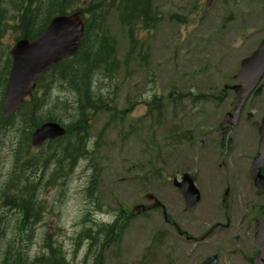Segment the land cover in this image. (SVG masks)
Masks as SVG:
<instances>
[{
    "label": "rangeland",
    "instance_id": "374dc122",
    "mask_svg": "<svg viewBox=\"0 0 264 264\" xmlns=\"http://www.w3.org/2000/svg\"><path fill=\"white\" fill-rule=\"evenodd\" d=\"M154 5L162 13L163 20L154 30L139 34L142 43L136 44L130 54L128 35L117 14L112 12L107 19L108 33L117 43L119 68L113 79L99 76L95 87L101 88L105 95L114 94L112 104L117 113L112 117L109 109L94 111L90 137L85 139L89 143V156L74 164L68 160L59 164L65 151L56 148L61 144L55 142L46 145L39 154L41 158H48L50 163L47 165L49 169L42 170L35 180L38 184L34 197L38 205L34 207L39 213L28 219L33 224L39 222L40 226L38 240L29 248L32 256L40 254L43 241L53 236L65 241L69 259H77V264H94L92 254L82 252L77 258L72 253L82 240L81 230L93 225V216L103 220L113 216L110 211H106L109 215L99 213V208L120 212L143 202L142 196L146 192H154L166 202L181 227L194 235L202 234L206 224L210 223L207 228L212 227L230 213L224 208L205 212L200 207L197 212L182 216L181 196L167 177L188 168L201 170L198 166L209 158L205 152L201 153L177 138L190 129L217 126L230 110L234 94L226 86L236 83L233 77L238 73L241 61L264 39V0H154ZM175 16L187 21L180 23ZM15 34L13 29L6 31L2 38L3 50L14 43ZM5 58L0 52V76L7 65ZM55 93L65 97L62 100L71 96L69 92L57 89ZM2 99L0 90V102ZM156 103L158 106L163 103L160 117ZM152 105L154 109H150ZM47 113L66 123L72 120L59 103ZM249 113L252 114L250 119L247 118ZM263 114L264 91L253 105L245 106L234 133L238 146L233 151V160L238 164L236 173L240 177L234 179L238 214L234 211L237 215L232 219L242 217L243 205L246 214L250 213L247 226L255 217L258 204L264 203V198L260 199L262 197L257 195L248 173H245L258 143ZM17 119L20 122V117ZM28 128L26 126L25 130ZM4 139L0 141L1 186L9 180L18 146L13 148L18 140L21 141V134L12 128ZM33 151L37 154V150ZM24 152L20 151L22 157ZM62 166L72 170L64 184L63 179L58 180L60 169L57 174L52 173L56 167ZM37 174L32 173L29 179L34 180ZM202 189L208 201H219L215 186L209 191L206 187ZM2 198L0 190V204ZM0 213L8 219V229L12 231L18 216L20 220L23 218L13 209L0 208ZM162 224L158 212L136 218L135 232L129 237L131 244L158 245L154 235ZM247 226L236 221L230 229L216 228L208 242L199 245L198 256L203 259L209 253L223 249L219 252L227 260L225 264H248V258L253 254V241ZM94 237L92 243L89 240L86 245L98 246L97 255L101 251L109 254L111 235L99 230ZM181 241L183 246L189 244L184 238ZM225 241L229 245H222ZM235 248L236 251H232ZM106 264H113L111 255Z\"/></svg>",
    "mask_w": 264,
    "mask_h": 264
},
{
    "label": "trees",
    "instance_id": "16d2710c",
    "mask_svg": "<svg viewBox=\"0 0 264 264\" xmlns=\"http://www.w3.org/2000/svg\"><path fill=\"white\" fill-rule=\"evenodd\" d=\"M70 11H80L85 21V34L76 55L48 71L38 83V89L32 99L25 102L9 119H4L0 112L1 132L10 125L19 126V130L21 129V141L15 153L18 160L11 182L3 190V203L26 209V217H29L34 208L32 199L34 189L29 186L31 181L24 186L20 183L22 180L18 175L22 169L19 168V161L22 166L30 167L42 156L39 155L41 150L36 154L29 146L25 127L37 126L36 121L45 115L46 105L52 108L54 103H59L65 110H69L74 117L73 125L68 127L66 137L57 142L61 145L56 148H63L65 151V156L58 161L59 164L65 160L74 164L86 151L85 139L92 114L96 109L110 108L114 102V94H108L109 96L106 97L103 93L96 92L93 87L99 76L113 79L119 68V60L116 56L117 43L107 30L109 15L115 12L119 23L129 30L132 37L129 54L137 41V33L141 29L155 28L161 21L153 0H0V49L7 29H13L16 38L25 37L32 40L43 32L52 17ZM2 54L5 52L2 51ZM6 56L7 66L3 81H6L11 63L8 53ZM54 83L63 84L64 89H68L71 96L63 101L57 98L54 102L55 100H52ZM17 117H20V123L14 120ZM48 117L54 119L53 116ZM20 151H25L24 157L21 156ZM43 163H47L45 158ZM53 183L56 184L55 181Z\"/></svg>",
    "mask_w": 264,
    "mask_h": 264
},
{
    "label": "water",
    "instance_id": "95a60500",
    "mask_svg": "<svg viewBox=\"0 0 264 264\" xmlns=\"http://www.w3.org/2000/svg\"><path fill=\"white\" fill-rule=\"evenodd\" d=\"M84 32V24L78 13L71 16L54 18L41 37L33 42L23 39L12 50L14 58L10 71V78L4 99V113L8 116L18 107L24 98L35 87L37 77L50 65L63 58L75 54ZM264 74V40L258 49L248 58L243 60L242 67L237 76L241 81L235 87L238 105L235 108L236 116L241 105L256 87ZM262 85L256 90L254 99L261 93ZM65 133V129L58 123H47L38 128L32 135L33 145H42L48 138H56ZM261 155L256 159L258 167L264 160V119L261 127ZM256 182L264 190V179L260 177L258 169H253ZM178 186L184 193L187 204L192 207L198 199V191L192 179L186 175ZM264 250L257 256L256 264L262 263Z\"/></svg>",
    "mask_w": 264,
    "mask_h": 264
},
{
    "label": "flooded vegetation",
    "instance_id": "af4514ba",
    "mask_svg": "<svg viewBox=\"0 0 264 264\" xmlns=\"http://www.w3.org/2000/svg\"><path fill=\"white\" fill-rule=\"evenodd\" d=\"M241 114L243 115V110H242ZM229 125H231V124L227 123V124L223 125L222 122H220L219 126H218L220 135L223 134V133H224V135H226V133L230 132V130H231V133H233V134H232V141H230V148H229L230 151H228V153L224 156L222 164H217L216 167L217 168L223 167V169H224L223 172H222V180H223V183L226 186L224 194L226 193V191H228V197L230 198L232 193H231V189H230L229 186H231V183L233 182L230 178H231V170H232V168L234 166V164H233V155H232L231 152H233L232 150L236 146H238V144H237V141H236L237 140V136L234 135V132H235L236 129L232 128ZM200 129L204 130L202 127ZM204 132H205V134L203 136L204 138L200 140V146H202L203 148L209 149L211 147V145H212L210 140H209L211 134H209L205 130H204ZM220 146L222 148H225L226 143H225L224 139L223 140L220 139ZM257 153H258V151H257ZM213 154H215V151L213 152ZM213 167H215V166H212L210 164L206 165V168H208V169L213 168ZM263 173H264V170H263ZM199 175H200V173H198L196 176H194L195 181L196 180L198 181ZM207 179H208V177L205 176L204 180H207ZM261 196H263V195H261ZM227 198H226V201H225L226 205H227ZM163 213H164L165 220L169 221L170 219L168 217L167 210L163 209ZM260 213L261 214L259 216L254 218L256 229H257V226L259 225V220H260V218L262 217V214H263L262 205H261ZM171 221L173 222V225L176 226L177 235L179 237L184 236L186 242H191L192 240H195V239L196 240L201 239V241H198V242H203L204 243V242H206L208 240L209 236H211V234H209L210 231L206 230L205 234L203 233L204 235H202L201 237H191L188 234L187 231H185V232L181 231V229L179 228V225H178L177 222L173 221L172 219L170 220V222ZM169 237H170L169 230H167V229L163 230V236H162L163 241H166L167 238H169ZM198 242H196V243H198ZM169 247L172 248L170 255L167 257L170 260L169 264H172V263L173 264H184V260H185L186 264H199L200 258H201V257L198 256V254H199V252H198L199 245H197V246L195 244H188L186 246H181V245H176V246L173 245L172 246L171 245ZM164 248H166V247H164Z\"/></svg>",
    "mask_w": 264,
    "mask_h": 264
}]
</instances>
